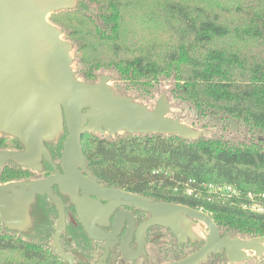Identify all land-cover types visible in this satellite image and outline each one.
I'll list each match as a JSON object with an SVG mask.
<instances>
[{"label":"trees","instance_id":"trees-1","mask_svg":"<svg viewBox=\"0 0 264 264\" xmlns=\"http://www.w3.org/2000/svg\"><path fill=\"white\" fill-rule=\"evenodd\" d=\"M49 20L72 44L75 72L83 82H98L100 72L114 73L115 80L135 88H113L116 94L152 109L135 90L153 97V88L165 80L169 103L174 95L199 119L223 122L219 130L204 122L201 128L210 133L197 139L85 133L80 145L91 173L130 193L201 209L220 237L264 236V216L228 201L207 202L205 194H184L190 180L264 193V0H78L76 8L55 12ZM231 123L239 127L229 135ZM65 136L58 138L59 147ZM20 146L0 135V150ZM8 163L0 183L20 179L15 163ZM250 263L262 264L264 257ZM0 264L66 262L38 229L21 233L0 221Z\"/></svg>","mask_w":264,"mask_h":264},{"label":"water","instance_id":"water-1","mask_svg":"<svg viewBox=\"0 0 264 264\" xmlns=\"http://www.w3.org/2000/svg\"><path fill=\"white\" fill-rule=\"evenodd\" d=\"M78 0H0V135L17 139L23 151L0 150V172L8 162L32 167L41 156L49 160L45 142L57 140L66 132L62 165L68 176L86 181L77 165L85 168L80 138L85 133L172 134L183 139L208 135L193 129L178 118L170 117L171 105L165 91L152 109L126 95H118L110 86V77L98 82L77 78L73 70V46L63 38L62 30L49 21L55 12L76 8ZM46 180L0 183V221L5 228L20 230L28 225L29 205L36 194L47 192L60 177ZM128 202L150 211L147 222L168 227L183 236L178 223L182 218L204 225L208 235L195 253L173 264H200L211 253L224 250L231 264L264 257V236L250 239L221 238L212 217L202 210L171 203H153L149 199L119 190ZM60 211L54 234V253L73 264L59 244L64 229L60 203L48 191ZM26 220V222H25ZM26 223V224H25ZM85 228L90 225L84 223Z\"/></svg>","mask_w":264,"mask_h":264},{"label":"flooded vegetation","instance_id":"flooded-vegetation-1","mask_svg":"<svg viewBox=\"0 0 264 264\" xmlns=\"http://www.w3.org/2000/svg\"><path fill=\"white\" fill-rule=\"evenodd\" d=\"M64 140L61 147L58 139L44 143L49 160L43 155L38 164H33V168L13 163L10 168H14V165L20 176V179L15 181L46 180L58 173L60 178L49 185L48 191L62 207L64 229L59 235V244L63 252L72 258L73 264H173L195 253L204 245L208 231L205 227V238L196 236L193 227L199 224L197 221L187 218L178 221L183 228L182 237H177L164 225H146L153 218V214L110 190L130 192L98 180L88 169L82 146L85 168L77 165V169L86 181L77 180L76 175L68 176L62 165ZM14 150L23 151V147ZM48 191L35 195L33 203L29 205V225L21 226L18 231L30 234L38 229L50 239V247L55 251L54 234L60 211ZM131 194L149 199L153 203H171L192 208L149 195ZM84 223L90 225L89 230L85 228ZM258 258L234 264L247 263ZM63 261L70 264L66 260ZM200 264L231 263L225 251L221 250L209 254Z\"/></svg>","mask_w":264,"mask_h":264},{"label":"rangeland","instance_id":"rangeland-1","mask_svg":"<svg viewBox=\"0 0 264 264\" xmlns=\"http://www.w3.org/2000/svg\"><path fill=\"white\" fill-rule=\"evenodd\" d=\"M49 19H50V16H49ZM50 21V20H49ZM57 27H59L58 25H56ZM150 33V32H149ZM145 36H147V34L145 33ZM63 38L65 40H67L65 38V36L63 35ZM68 41V40H67ZM72 57L74 58L75 56V53L72 52ZM72 67H73V70H77L78 68V64L75 63L73 61V64H72ZM99 74V73H98ZM101 75H106V76H109L110 77V86L112 88H119V89H125V90H130L132 91V89L130 88H133V87H129L128 85H126L124 82L120 81L119 79L118 80H115L114 79V73H108V72H100ZM116 78V77H115ZM80 79V78H78ZM169 82L168 81H165V80H162L160 81V83L158 85H156L154 88H153V93L154 96L153 97H149L147 94L141 92L143 90L140 89H137L136 88V92H138L139 94H141L142 96H144L145 98H147L150 102V104H152V107L154 106V102L156 101V99L165 91H169ZM117 85V86H116ZM135 89V88H133ZM170 95V94H169ZM173 96V97H172ZM170 96L171 100H170V103H171V115H179V117L182 118V121L183 123H185L186 125H188L189 127H192L193 129H201V125L202 124H205L204 122H209V125L208 127H210L212 130L213 129H216V130H219L220 127H222V123L220 120H217V119H211V118H208V117H203L201 119L198 118L197 114L195 115V111L194 110H191L189 108L188 105H186L185 103L181 102L180 100H178L176 97H174V95ZM200 120V121H198ZM215 126V127H214ZM239 125L238 124H234V123H231L229 124V126H227L228 128V131H229V135H232L231 133L237 131ZM223 135L226 134L227 136H229L227 133L223 132L222 133ZM8 138V137H7ZM10 138V137H9ZM9 143V142H8ZM10 147V145H9ZM10 149V148H8ZM26 222V220H25ZM28 223V221L26 222ZM25 223V224H26ZM29 225V223H28ZM28 225H24V226H28ZM196 226V227H195ZM193 227V230L196 232V236L198 237H203L205 238L206 236V233H205V226L202 225V224H198V225H195ZM21 227V226H20ZM21 229V228H20ZM248 256H252L253 258H255V254L251 252L248 253ZM241 264H247V263H241ZM250 264H253V263H250ZM264 264V263H262Z\"/></svg>","mask_w":264,"mask_h":264},{"label":"built area","instance_id":"built-area-1","mask_svg":"<svg viewBox=\"0 0 264 264\" xmlns=\"http://www.w3.org/2000/svg\"><path fill=\"white\" fill-rule=\"evenodd\" d=\"M184 194L193 198H198L201 194H205L207 202L228 201L231 205L236 204L246 213L264 216V193H245L228 184L199 183L195 180H190L185 183Z\"/></svg>","mask_w":264,"mask_h":264}]
</instances>
